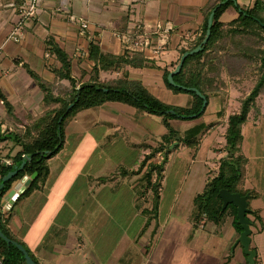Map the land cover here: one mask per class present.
<instances>
[{
  "label": "crops",
  "instance_id": "crops-1",
  "mask_svg": "<svg viewBox=\"0 0 264 264\" xmlns=\"http://www.w3.org/2000/svg\"><path fill=\"white\" fill-rule=\"evenodd\" d=\"M254 1L236 0L241 6H251ZM209 2L210 0H41L37 14L26 21L21 40L17 42L8 39V36L19 19L21 6L29 3V0H0V89L13 107V112H8L0 97L2 133L11 132L24 141H30L37 133L36 128L41 126L40 120L46 111L59 105L46 101V91L30 71L47 82L55 96L67 97L73 90L71 81L61 79L56 73L61 68V63L47 48L50 38L70 56L72 77L75 78L77 87L93 77L94 61L89 59V48L94 42L105 54L144 58L142 66L127 65L110 71L101 70L98 80L105 82L125 74L130 80L140 81L154 96L167 104L190 105L192 96L188 93H175L168 88L164 73L176 68L182 49L191 46L201 35L206 19L204 9ZM238 16V10L231 6L220 21L225 27H230ZM81 20L89 23L88 28L81 26ZM157 23L163 27H173L167 33L161 31L152 36V46L163 45L164 48L158 55H151V49H135L133 43L138 36H131L127 42L121 38L122 34H133L137 25L142 26L140 31L152 32ZM222 77L224 82L221 88L210 93L206 110L200 116L204 117V121L184 125L183 129L181 124H173L175 120L172 121L179 136L183 135V138L193 130H199L202 125L209 126L210 131L204 142L208 146V154L203 156V160L207 166L206 172L214 175L218 172L220 160L227 154L225 133L228 118L239 110L241 99L250 92L257 80V75L249 69L240 76L224 72ZM259 105L261 115L255 118L250 114L242 131L251 117L256 124L263 115V105ZM90 109L82 110L66 120L68 124L64 129V146L58 154L48 159L50 174L47 181L15 204L5 221L10 232L25 244L39 264H248L241 244H235L240 235L231 215L220 224L206 216L197 219L199 210L195 197L205 187L196 195H190L197 207L192 216L193 211L189 215L185 209L189 202L184 199L183 184H175L169 194L164 188L166 170L174 150L192 147L190 154H198L204 135L200 139L196 138V144L174 140L177 143L169 148L160 187L159 215L145 230L148 217L151 216L143 214L142 210L151 208L152 200L149 205L144 201V208L137 210L142 222L137 233L127 231L129 226L126 225V230H122L118 223L124 222H120L122 220L111 210L105 209L104 207L109 206L104 203L100 206L101 211H97V225L93 229L84 228L85 207L88 202L86 196L90 194L87 195V192L90 190L94 194L105 190L100 188L101 185L89 189L90 184L88 186L86 178H82L87 171L94 170L93 166L86 165L87 157L84 154L87 144L92 142L90 137L94 128L100 125L97 136H101L100 140H104V144L118 142L120 151L125 150L127 163L132 167H123L118 173H115L116 170L112 172L124 174L125 177L132 171L136 175L137 165L140 167L145 157L162 143L163 136L168 132L162 117L126 103L106 102L100 105L97 112L100 118L96 120L89 119ZM65 148H71V151L63 153ZM20 150L21 146L15 140H0V158L5 162H12V158ZM245 157L249 159L246 155ZM153 159L155 156L147 161L141 171L145 172L150 163L163 162ZM55 161L61 162L60 168L53 165ZM180 172L183 174L184 168L181 167ZM246 173L247 167L243 188L254 191L255 197L250 199L264 198V194L246 186ZM129 183L133 190L138 188L145 191L143 183L139 186L138 182L131 179ZM16 184L17 182L14 186ZM110 190H120L119 180ZM139 197H135V203L137 200L142 201ZM250 199V208L252 211H259L260 215L259 219L249 216L251 222L254 221L251 227H256L255 243H251V248L257 251V264H264V241L261 238L264 234L263 210L261 207H252ZM178 206L180 222L176 219L170 222L167 220V213ZM100 222L107 223L108 226L115 223L116 231L107 233V228L101 227ZM209 223L212 226L206 232L205 228ZM253 233L252 230V237ZM111 235L117 240L127 236L129 241L125 247H111L108 245Z\"/></svg>",
  "mask_w": 264,
  "mask_h": 264
},
{
  "label": "trees",
  "instance_id": "trees-1",
  "mask_svg": "<svg viewBox=\"0 0 264 264\" xmlns=\"http://www.w3.org/2000/svg\"><path fill=\"white\" fill-rule=\"evenodd\" d=\"M222 1L210 0L204 9L206 19L201 35L191 46L182 49L181 53L183 54L201 44L208 28V17L212 10L216 8L209 40L203 50L189 55L185 59L181 71L174 75V81L177 85H173L168 81V75L171 71L166 70L164 73V81L168 88L175 93H188L192 96V102L188 106H177L163 102L154 96L140 81L130 80L125 77V74L114 80L105 82L98 80L101 70L110 71L119 67L124 68L127 65L142 66L144 58L105 54L101 51L100 46L94 42L90 44L89 48V59L94 61L92 69L94 78L91 77L90 80L77 87L76 80L72 77L70 56L53 38H50L47 41V48L61 63V68L56 70V73L61 79H69L73 90L67 97L55 96L49 84L44 82L35 72L30 71L31 75L46 91V101L59 105L46 111L40 120L41 126L36 128L37 133L30 141H24L11 132L2 133L0 125V140L13 139L21 146V150L12 158V164H7L0 158V181L15 165L24 160V156H30L23 169L6 181L1 189L0 207L14 184L18 183L24 176L30 177L36 174L31 183L14 201V205L39 189L47 181L50 174L48 159L58 154L64 146V124L67 119L74 117L82 110L94 108L106 102H122L142 111L159 115L162 117L168 131L163 136L162 143L153 148L151 153L142 161L138 170V172L141 171L147 161L154 157L157 152L164 151V161L160 164L150 163L143 176L146 181L145 192L150 190L153 193L152 207L142 210L143 214L151 216L148 217L144 227L145 230L153 219L159 215L160 187L165 169L164 165L170 153V145L174 140L186 144H196L197 142L196 136L200 129L193 130L186 134L184 138L179 139V133L172 125L173 120L194 119L204 114L207 105L203 109L204 99L192 88H197L209 99L210 93L221 88L224 82L222 77L224 72L232 76H240L251 69L253 74L257 75V80L250 92L241 99L239 110L232 113L228 118L225 133V150L227 154L220 160L217 174L209 178L204 190L195 197V203L198 205L199 210L197 219L206 216L209 220L220 224L224 222L227 216L231 215L235 228L240 235L243 228L238 222L237 207L234 204H229L225 209H222L223 199L220 196V191L228 189L233 193L242 195L250 193L251 197H255L253 190L243 188L248 159L242 153L244 139L242 128L248 121L250 114L255 118L261 115V106L258 99L264 96V0H255L251 6H241L234 0L220 4ZM231 6L238 10L239 16L231 23L230 27H225L220 18ZM0 97L8 108V112L12 113V104L7 100L1 89ZM70 104L73 105L68 110ZM169 110L173 112H169ZM155 175L156 178H154ZM250 215H253L256 219L260 218L257 210L247 213L248 217ZM252 224H254V221L251 222ZM0 229L9 238L22 244L34 261L39 264L25 244L10 232L6 222L2 219L1 213ZM0 257L4 258L5 264H27L24 253L16 245L8 244L2 237H0Z\"/></svg>",
  "mask_w": 264,
  "mask_h": 264
},
{
  "label": "rangeland",
  "instance_id": "rangeland-1",
  "mask_svg": "<svg viewBox=\"0 0 264 264\" xmlns=\"http://www.w3.org/2000/svg\"><path fill=\"white\" fill-rule=\"evenodd\" d=\"M251 70V69H250ZM252 71V70H251ZM253 72V71H252ZM119 103H117L118 105ZM259 104L263 105V115L260 117L259 121L256 122L253 120V115L249 121L248 124L244 126L243 132H244V142L242 144V152L249 158L248 164H247V173H246V186L251 187L259 194H264V96H262L259 99ZM99 107H94L91 110L90 113V120H96L97 118H100L97 115V112L99 110ZM204 121V117H198L194 119H177L173 121V124L175 122H178L181 124L182 129L184 125H190L194 123H201ZM68 122L66 121L64 124V129ZM87 125V124H85ZM84 125V126H85ZM100 126V125H99ZM99 126L94 128L93 134H91V140L89 144H87L85 153L87 157L86 165L88 167H94L93 171H87L82 178H86L87 185L90 184L89 189H92L95 187V185H101V187L105 188L104 191L100 190L93 194L89 190L87 192L86 198L88 199V202L85 207V223L83 224L84 228H94L95 224L97 225V222L95 218L97 217V211H101V205L104 203L105 209H108V211L111 210L114 215H117L120 220V222L124 223H118L120 225V228L123 230L124 226H129L127 231H130V233H137L142 227V222H140V218H138L139 214L137 213V210L143 209L145 206L144 201L147 202L146 205H149V201L151 202L153 198V193L151 191L145 192L141 191L140 189L133 190L131 183H129V180H133L134 182H138L139 186L143 183L144 186L146 185V181L144 180V172L143 171H137L136 175L131 172L130 175L127 174L125 177L124 174H113L112 172L115 171V173H118V171L121 168H127L129 167L128 161L126 160L127 154H125V150L120 151L121 147H119L118 142H110L108 144H104V140H100L101 136H97V131L99 130ZM209 126L202 125V127L199 130V133L197 134L196 138L200 139L202 135L203 140L201 142L202 148L198 152H194V154H190L191 148H184L180 147V150H174L173 156H171L169 160V165L166 170L165 174V180H164V188L166 190V193L169 194L172 192L173 186L179 183L183 184L184 190V199L189 202V205L186 206V212L193 211L191 214L194 215L197 211V207L194 204L192 198H190L191 193L193 195H196V193L201 192L203 188L205 187L207 180L214 174H209L206 172V164L203 160V156L205 154H208V146L205 144V140L207 137V134L209 133ZM185 135V134H184ZM206 135V136H205ZM97 136V137H96ZM178 138H183V135L178 136ZM178 141V140H177ZM177 141H174L170 147L174 146V144L177 143ZM221 148V147H220ZM197 150V149H196ZM71 151L70 149H66L63 151V153L68 154ZM161 155L158 154L155 155V159L153 161L156 162H162L164 161L165 154L164 151L160 152ZM197 155V156H196ZM226 155V154H225ZM196 156V157H195ZM157 157V158H156ZM218 161V160H217ZM53 163V162H52ZM127 164V165H126ZM53 165L56 168L61 167V162L56 161L53 163ZM63 166V164H62ZM126 166V167H125ZM137 170H139V165H137ZM132 165L129 167L131 168ZM184 168L183 174H180V168ZM216 168V167H213ZM90 172V173H89ZM104 176V177H103ZM134 178V179H133ZM156 178V175L155 177ZM115 179V180H114ZM120 183V190L117 192H112L110 188L115 187L116 182ZM132 182V181H131ZM105 186V187H104ZM143 186V189H144ZM142 199L137 200L136 203L134 201L135 197ZM251 200V206L252 207H261L263 212L262 215L264 217V198H258V199H250ZM187 202V203H188ZM180 203V201H179ZM136 204V205H135ZM165 210L167 208L165 207ZM164 210V212H166ZM186 214V213H185ZM167 220H170L172 222L174 219H176L178 222H180V206L171 208L170 211L167 213ZM181 215H184L182 213ZM187 215V214H186ZM251 215L250 217H252ZM166 217V213H164L163 218ZM116 221V220H115ZM131 221V222H129ZM125 222L129 224H125ZM101 223V222H100ZM115 223L110 224L108 226L107 223L100 224L101 227H106V231L113 232L116 231V224ZM211 224H207V227L205 228V231H210ZM251 229L254 231L253 237L251 235V238L253 239V243H255V234H256V227L252 226ZM126 230V229H124ZM262 242L264 241V234L261 236ZM128 237L124 236L122 239H114L111 235V238L108 239V245L111 247L118 246V247H125L128 243ZM254 245V244H253Z\"/></svg>",
  "mask_w": 264,
  "mask_h": 264
},
{
  "label": "water",
  "instance_id": "water-1",
  "mask_svg": "<svg viewBox=\"0 0 264 264\" xmlns=\"http://www.w3.org/2000/svg\"><path fill=\"white\" fill-rule=\"evenodd\" d=\"M228 1L229 0H223L220 4H224ZM234 1H236V0H234ZM215 12H216V8L214 10H212V12L210 13V15L208 17V28L206 31L205 38L203 39L201 44L198 45L196 48H194L192 50H188L185 53H183L181 58H180L179 64L176 66V68L173 71H171L169 73L168 81L171 84L177 85L174 81V75H176L177 73H179L181 71L185 59L189 55H193L195 53H198L199 51L203 50V48L205 47V45H206V43L209 40L210 35H211V28L213 25V19H214ZM192 89L199 96H201L204 99V103H203V109H204L208 103V99L197 88H192ZM105 90H107V89H105ZM72 105L73 104L69 105L68 110L72 107ZM169 112H173V111L169 110ZM61 120H62V118L59 121L61 122ZM29 159H30V156H24V160L21 161V163L15 165L13 167V169L6 176H4L2 178V180L0 181V191L3 188V186L5 185L6 181H8L10 178L15 176L20 170H22L24 165L26 164L27 160H29ZM35 175L36 174H33L30 177L27 175L24 176L9 192V197H12L13 201H15L19 197V195L26 189V187L31 183V181L33 180ZM220 196L223 199L222 209H225L227 207V205H229V204H234L237 207L238 222L242 226L243 231L241 232V234H240V236L237 239L235 244H238V243L241 244V246L244 250V253L247 255V262L249 264H257V262H256L257 251L251 248V243H252L251 220L247 216V213L252 211V209L249 207V199L251 198V194L247 193L245 195H242L240 193H233V192L229 191L228 189H222L220 191ZM0 237L4 238L8 244L16 245L24 253L27 264H37L34 261V259L31 257V255L29 254L27 249L22 244H20L17 241L9 238L7 235H5L3 233V231H1V229H0Z\"/></svg>",
  "mask_w": 264,
  "mask_h": 264
},
{
  "label": "built area",
  "instance_id": "built-area-1",
  "mask_svg": "<svg viewBox=\"0 0 264 264\" xmlns=\"http://www.w3.org/2000/svg\"><path fill=\"white\" fill-rule=\"evenodd\" d=\"M40 1L41 0H29V3L21 6L19 19L13 25V28L8 36V39L14 40L17 42L21 40L22 33L26 25V21L37 14ZM81 26L83 28H88L89 23L85 20H81ZM172 28H173L172 26L163 27L162 24L157 23L156 29L154 31L146 32V31H140L142 29V26L137 25L135 32H133V34L130 32L127 34H122L121 38L122 40L127 42L131 38V36L133 35L138 36V39L134 40V43H133V47L135 49H141V50L151 49V55H158L162 52L164 48H163V45L153 47L152 46V43H153L152 36L158 35L161 31L167 33L171 31ZM117 74H119V72H117ZM161 154L162 153H159V155ZM6 163L12 164V162L9 160H7ZM13 205H14V201L12 197H9V195L3 199L1 207H0V213H1L3 221L7 220L8 215ZM0 264H5L3 257H0Z\"/></svg>",
  "mask_w": 264,
  "mask_h": 264
}]
</instances>
